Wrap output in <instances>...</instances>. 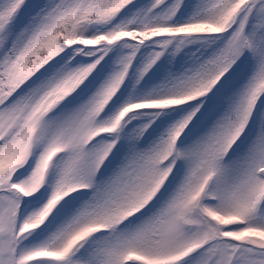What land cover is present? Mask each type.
I'll list each match as a JSON object with an SVG mask.
<instances>
[{"label": "snow or ice", "instance_id": "snow-or-ice-1", "mask_svg": "<svg viewBox=\"0 0 264 264\" xmlns=\"http://www.w3.org/2000/svg\"><path fill=\"white\" fill-rule=\"evenodd\" d=\"M0 264H264V0H0Z\"/></svg>", "mask_w": 264, "mask_h": 264}]
</instances>
